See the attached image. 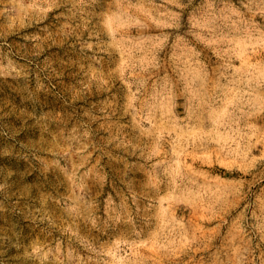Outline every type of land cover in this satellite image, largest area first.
<instances>
[{
	"label": "rangeland",
	"instance_id": "rangeland-1",
	"mask_svg": "<svg viewBox=\"0 0 264 264\" xmlns=\"http://www.w3.org/2000/svg\"><path fill=\"white\" fill-rule=\"evenodd\" d=\"M0 264H264V0H0Z\"/></svg>",
	"mask_w": 264,
	"mask_h": 264
}]
</instances>
